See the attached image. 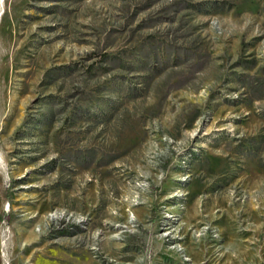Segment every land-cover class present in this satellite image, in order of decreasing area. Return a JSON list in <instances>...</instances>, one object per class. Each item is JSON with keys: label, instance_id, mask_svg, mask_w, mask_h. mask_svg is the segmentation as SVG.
<instances>
[{"label": "rangeland", "instance_id": "374dc122", "mask_svg": "<svg viewBox=\"0 0 264 264\" xmlns=\"http://www.w3.org/2000/svg\"><path fill=\"white\" fill-rule=\"evenodd\" d=\"M0 264H264V0H0Z\"/></svg>", "mask_w": 264, "mask_h": 264}, {"label": "built area", "instance_id": "2783aa9c", "mask_svg": "<svg viewBox=\"0 0 264 264\" xmlns=\"http://www.w3.org/2000/svg\"><path fill=\"white\" fill-rule=\"evenodd\" d=\"M8 232H9V229H8V227L5 226L4 227L3 244L6 246V248L8 247V237H7ZM6 248L4 249V252H3L4 256H6V254H7Z\"/></svg>", "mask_w": 264, "mask_h": 264}, {"label": "crops", "instance_id": "0c3cea01", "mask_svg": "<svg viewBox=\"0 0 264 264\" xmlns=\"http://www.w3.org/2000/svg\"><path fill=\"white\" fill-rule=\"evenodd\" d=\"M169 188H172V186H169ZM162 190H163V194L161 196L163 197L166 195V183L164 184Z\"/></svg>", "mask_w": 264, "mask_h": 264}]
</instances>
